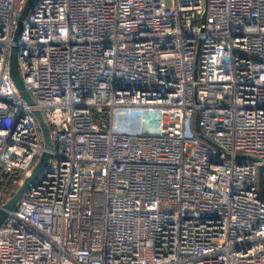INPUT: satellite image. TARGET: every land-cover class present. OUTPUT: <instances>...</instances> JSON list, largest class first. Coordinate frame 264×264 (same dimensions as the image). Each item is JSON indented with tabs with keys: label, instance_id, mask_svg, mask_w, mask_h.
<instances>
[{
	"label": "built area",
	"instance_id": "built-area-1",
	"mask_svg": "<svg viewBox=\"0 0 264 264\" xmlns=\"http://www.w3.org/2000/svg\"><path fill=\"white\" fill-rule=\"evenodd\" d=\"M25 1L0 0V175L43 153L33 111L53 149L0 264H264V0H36L32 106Z\"/></svg>",
	"mask_w": 264,
	"mask_h": 264
},
{
	"label": "water",
	"instance_id": "water-1",
	"mask_svg": "<svg viewBox=\"0 0 264 264\" xmlns=\"http://www.w3.org/2000/svg\"><path fill=\"white\" fill-rule=\"evenodd\" d=\"M35 2L36 0H26L24 3V6L19 14L13 36H12V42L13 45L10 47L9 50V57H8V75L9 78L17 90L19 96L22 98V100L29 106L33 105V101L29 94L26 92L22 79L19 76L18 69H17V58H18V49L16 46V43L18 42V38L20 36L23 22L26 20L27 16L30 13H33L35 10ZM33 117L36 120L37 126L39 128V131L42 136L43 140V148L44 151L41 154V156L38 159V162L31 170L30 175L25 178L22 183L18 186L16 192L12 195V197L2 206L0 209V227L4 223L8 213L12 211L16 203L20 200V198L31 188L37 180L42 175L43 171L45 170L48 161L50 159V151L53 149V145L51 142V139L49 137V130L47 125L44 123L42 114L39 111H33L32 112ZM194 132L196 133L198 139L206 143L207 145L219 149L218 146H216L212 141L209 139L203 137L200 131V127L198 125V114H195L194 116ZM237 160L244 159L242 156H237ZM248 160L255 161L254 158H247ZM263 170L262 168H258L257 172V186L258 190L260 192L261 197L264 199V180H263Z\"/></svg>",
	"mask_w": 264,
	"mask_h": 264
},
{
	"label": "trees",
	"instance_id": "trees-1",
	"mask_svg": "<svg viewBox=\"0 0 264 264\" xmlns=\"http://www.w3.org/2000/svg\"><path fill=\"white\" fill-rule=\"evenodd\" d=\"M21 176L18 174L0 175V203L5 202L16 192Z\"/></svg>",
	"mask_w": 264,
	"mask_h": 264
},
{
	"label": "bare ground",
	"instance_id": "bare-ground-1",
	"mask_svg": "<svg viewBox=\"0 0 264 264\" xmlns=\"http://www.w3.org/2000/svg\"><path fill=\"white\" fill-rule=\"evenodd\" d=\"M147 122V121H146Z\"/></svg>",
	"mask_w": 264,
	"mask_h": 264
}]
</instances>
